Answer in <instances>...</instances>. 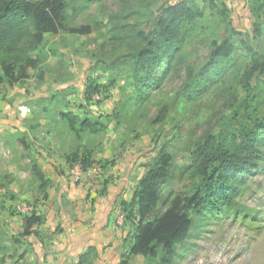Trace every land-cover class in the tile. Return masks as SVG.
Instances as JSON below:
<instances>
[{
    "label": "rangeland",
    "instance_id": "374dc122",
    "mask_svg": "<svg viewBox=\"0 0 264 264\" xmlns=\"http://www.w3.org/2000/svg\"><path fill=\"white\" fill-rule=\"evenodd\" d=\"M177 1L69 0L68 26L89 25L90 33L47 34L45 75L30 69L24 82L0 84L2 264H61V259L75 264L66 253L72 223L90 232L87 242L93 240L98 251L95 264H118L131 242L121 201L131 200L147 164L166 148L173 163L164 195L172 199L190 193L196 144L237 113L235 126L248 120L243 80L250 56L242 46L226 70L207 83H195L209 63L213 40L224 35L222 21L211 15L171 63L167 58L155 69L152 82L133 84L131 55L140 33L152 26L164 5ZM223 1L232 26L264 54V8L261 35L254 38L253 1ZM92 81L102 85V93L88 99ZM253 85L251 95L262 99L264 75ZM98 110L116 111L118 118L106 129L79 135L62 115L94 116ZM83 150L92 152L87 170L72 159ZM252 150L247 159L253 168L231 176L233 202L223 201L215 211L195 217L172 264H264V134ZM34 165L41 167L48 184L38 178ZM33 212L45 224L35 226L37 236H23L24 217ZM130 263L150 264L140 255H132Z\"/></svg>",
    "mask_w": 264,
    "mask_h": 264
},
{
    "label": "trees",
    "instance_id": "16d2710c",
    "mask_svg": "<svg viewBox=\"0 0 264 264\" xmlns=\"http://www.w3.org/2000/svg\"><path fill=\"white\" fill-rule=\"evenodd\" d=\"M252 1L257 17L256 38L262 32L264 0ZM69 8V0H0V84L22 83L30 77V69L37 70L41 77L45 75L49 66L45 50L47 34L56 35L66 30L78 35L90 33L89 25L68 26ZM208 15L222 21L224 35L213 40L209 63L201 72L204 76L200 73V80L195 83H207L213 75L226 70L242 46L250 56L243 80L247 90L243 98L244 112L248 120L235 126L237 113L219 131L206 134L196 144L193 151L195 177L190 193L179 192L172 199L164 195L162 187L172 178L173 163L166 148L147 164L148 170L138 181L131 200L121 201L125 220L131 226V242L128 254H124L118 264H131L132 255L143 256L150 264H172L179 247L190 234L195 217L215 211L223 201L232 203L231 176L253 168L248 165L247 158L254 154L252 149L264 134V96L257 99L251 95V89L256 86L254 81L264 75V54L254 47L249 37L243 38L245 34L232 26L231 11L225 1L180 0L164 5L152 26L140 33L141 42L131 55V79L136 86L152 82L155 69L167 58L172 62L177 50L185 46ZM101 93L102 85L94 81L89 83L88 99ZM98 112V115L86 117L70 111H63L62 115L79 135L87 130L106 129L118 118L116 111L112 114ZM72 159L81 163L84 170L93 165L91 151H77ZM33 170L44 184H48L40 166L34 165ZM161 203L166 204L165 210L160 209ZM24 222L21 234L37 236L35 226L45 224V218L33 212L24 217ZM97 253V248L90 246L80 254L78 264H95ZM3 262L4 259H0V264Z\"/></svg>",
    "mask_w": 264,
    "mask_h": 264
},
{
    "label": "crops",
    "instance_id": "0c3cea01",
    "mask_svg": "<svg viewBox=\"0 0 264 264\" xmlns=\"http://www.w3.org/2000/svg\"><path fill=\"white\" fill-rule=\"evenodd\" d=\"M107 222L109 225H111L110 217H108ZM82 226L83 225H81V223L79 224L72 223V227H70V229L67 230V234H69V236L66 237L69 245L66 253L71 255V257L75 258V264H78L81 253H84L90 246H95L93 240H89L87 242V240L90 238V232L86 233L87 232L86 229H84ZM76 241L78 243L77 249L75 247ZM60 263L64 264V259H61Z\"/></svg>",
    "mask_w": 264,
    "mask_h": 264
}]
</instances>
